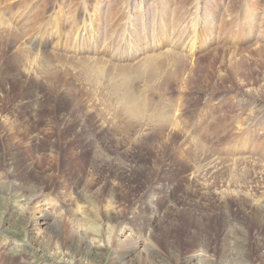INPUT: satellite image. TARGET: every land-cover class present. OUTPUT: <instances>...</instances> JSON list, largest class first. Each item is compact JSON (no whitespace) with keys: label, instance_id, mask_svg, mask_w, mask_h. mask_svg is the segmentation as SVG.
Listing matches in <instances>:
<instances>
[{"label":"rangeland","instance_id":"obj_1","mask_svg":"<svg viewBox=\"0 0 264 264\" xmlns=\"http://www.w3.org/2000/svg\"><path fill=\"white\" fill-rule=\"evenodd\" d=\"M6 1H0L3 15L16 27L20 43L26 47L27 51H33L34 55L30 65H26L24 59L17 55L21 59H18V68L25 70L29 76L13 84V89L8 86L13 93H0V114L4 115L5 112L11 110L20 111L17 109L19 108L17 104L29 86V77H37L40 79V84L37 96L32 95L33 98L30 96V103H33L31 105L36 109L33 116L34 122L29 125L30 127L22 128V131L17 130L18 124L21 126L23 124L21 120L25 119V115H22L21 119H17L8 127L6 126L4 130L7 135L0 134V149H2L0 151H2L3 158L6 159L5 157H8L6 155L8 153L7 146L18 144L21 150L19 157L23 164L22 168L30 167L33 170V179L40 181L41 177L44 180L43 189L46 193V203L44 201L38 204L35 216L30 219V223L38 224L37 222L43 221V212L41 213L38 209L42 206L43 209L48 207L51 214L49 222L51 223L55 222L57 214L62 215L67 212L65 220L70 224L74 215L72 211L75 212L76 209H79L78 216L81 221L89 223L92 227V231L90 229L92 233L90 232L91 234L87 238L96 247L89 259L90 262L85 263L71 261L67 263L65 253H62V256L51 252L46 253L48 251L29 238L28 230L27 232L26 230L14 231L17 230L20 220L25 221V217L21 218L19 214L25 211L24 201L26 198L22 200L14 196L13 192L9 193L11 191L5 190V194H0V264H4L6 260H15L12 264H124L131 259L135 260L133 261L135 264H138L141 259L138 254L141 253L145 256L147 250L153 251V249L156 253L151 260L155 264H180L184 260V254L185 257L200 254L210 263H217V257L212 255V249L204 252L200 251L198 247L195 248V243L200 240L199 236L193 233L194 227H196L194 224L196 212L193 210V206L196 202L191 203V207L177 210L176 223L169 222L174 217L171 206L176 204L174 198H178L181 194L189 195L190 193L192 195L195 191L197 194L201 192L199 195L200 197L203 195V198L199 207L203 211L205 210L204 217L210 219L209 225L212 230L209 234L218 244L223 238L221 216L220 213L213 211L217 208L211 206L214 200L211 203L210 197L213 195L216 197L218 195L216 193L219 191L216 202L218 209H222L228 201L229 209L239 214L236 221L242 219L239 225L243 223V228H247L248 212L245 213L239 207L235 196L229 195V191L225 189V181L223 183L220 180L226 174H232L237 166L239 171L236 169L235 172L245 171L246 178L250 180L245 190L248 199L260 202L264 210V0H32L19 21L15 19L10 10L6 9ZM60 11H64V14L61 15ZM96 14L98 15L95 16ZM124 14H131L136 25L143 27V35L144 27L147 26L143 20H148L149 38L151 39L149 41L144 35L146 37L145 51L137 52L136 56L135 54L132 56V48L127 50L125 46L128 41L126 35H119V28L124 23L116 25ZM161 14H165L166 21L169 23L166 27H162L164 21H157ZM193 14L199 15L195 32L190 30L189 24L183 22L187 15L190 17ZM223 21L224 29L221 30L220 26ZM156 22L158 24L154 28ZM136 25L130 26L134 28ZM158 26L162 28L163 41L166 44L177 38L174 43L184 48V43L186 44L189 40L187 38L195 37L197 32L203 33L204 30L207 31L205 34L207 38L210 37V41L206 42L207 44L204 43L203 46L199 45V48L192 52L188 51V55L191 53L189 60H186L181 65L182 67L177 69V72L173 71L174 57L172 56L162 59L156 67L147 68L144 72L132 74L129 69L120 70L118 78H121L122 90L128 97L125 102L128 107L134 105L137 109L142 124L137 126V130L143 135L140 141H133L132 137L124 132L125 130H116L114 127L115 129H112L114 134L109 133L110 135L108 134L104 138L105 141L107 140L105 142L101 137L105 136V130H108L106 128H109V123L103 130V125H99L98 121L101 119L100 117H104L102 115L104 113L101 111L106 106L104 105L101 109L98 103L102 98L96 99L93 91H97V95L104 94L105 87L113 79V66L133 62L136 57L139 58L148 52L149 49L146 48L148 41L152 46L156 44L154 34L157 32ZM187 26H189L188 29H186ZM184 39L186 42L183 41ZM17 42L13 43V50L20 44ZM163 48H155L154 51ZM6 52L3 41L0 39V65H5V63L7 65V58L11 57V54ZM128 53L130 61L121 57ZM14 54L16 53L14 52ZM133 57L134 59H132ZM100 59L105 61L97 63L96 60ZM44 68L49 69L45 74H43ZM191 71L192 74L189 73ZM72 74L75 75V79ZM186 78L188 80L187 87L185 85ZM88 86L96 88V90L89 89L92 91L91 95L88 94L90 91L86 90ZM69 88L73 91L71 92ZM58 96L62 98V105L58 102V111H63L62 113L68 117V120L61 119L58 111H54L55 118L53 124H50L47 120L50 117L51 103L57 98L55 106H58L57 101L61 99H58ZM209 106L212 107V111L210 110L205 123L197 132L200 141L205 145L204 151L207 154L209 152V158L205 157V152L201 153L200 149L192 146L191 143L187 146L188 144L181 140L176 143L170 142L167 135L169 134L167 129L169 120L167 121L165 115L171 113L177 118L186 133L194 134L196 125L202 117V111ZM111 113L114 114V111L111 110ZM233 115L236 116L232 117ZM220 119L224 121L212 126L211 139H208L206 127H209L214 120ZM239 119H242L239 122V125L242 123L239 130L243 127L242 132L251 130L254 133L251 139L246 142V151H242L240 141L243 140L239 141L235 135L236 128H230ZM227 120L229 121L226 122ZM4 122L7 124L9 119ZM216 130L220 134H217ZM16 131H19L18 134ZM100 132L105 134L101 135ZM82 140H88L90 143L86 151L80 150L79 146ZM165 140L166 142H164ZM34 142L35 145H33ZM51 142L55 145L53 148L54 157L49 155V150L43 148L44 145L50 146ZM128 146L130 147L127 148ZM222 151L225 153H221ZM194 153L195 155H193ZM240 154L241 157H239ZM257 155L259 158L261 157L260 160ZM131 156L132 158H129ZM133 156L136 157L133 158ZM134 160L135 163H133ZM204 160L205 162L213 160L217 163L219 161L221 167L215 170L212 176L205 172L208 170ZM244 160L248 161V164ZM234 165H236L235 168ZM212 170L213 168L210 171ZM194 174L197 176H195L196 178ZM206 177H209V181H205ZM38 181L37 184H39ZM195 183H198L197 188L194 187ZM77 186L87 189L84 192L86 194L84 200L87 203L83 204L82 208V202L76 195ZM207 188L209 191L206 190ZM109 189L112 190L113 195H107ZM2 190L0 185V191ZM171 190L175 195L174 198L170 197ZM27 191L31 193V189ZM220 193L225 199L221 198L223 196ZM77 202L81 205L80 208ZM14 204L16 205L15 214L9 217L14 210L11 209ZM113 205L115 206V215L117 218H121H118L119 220L112 219L110 223L106 214ZM178 206L182 208V203ZM191 208L193 212L190 210ZM121 209L123 211L126 209V212H122ZM35 221L37 222L35 223ZM150 221L155 223L151 225ZM96 222L97 225L102 226V230L100 228V232L98 231L99 234L93 230ZM41 223L42 227H46L47 224H43L45 222ZM107 225L110 228H107ZM256 226L260 227L259 222L254 226L250 225L248 234L252 254L258 257L263 248L255 245L258 234ZM230 228L236 238L240 229L235 219L232 220ZM252 229L253 233H251ZM226 232L228 231L226 230ZM117 235L118 237H116ZM110 237L114 240L112 247L108 244ZM126 242L139 243L137 252H134V256H132L134 259L130 256L125 259V262L119 261L120 259L114 260L111 257L114 249L124 247ZM97 249H103V251ZM232 252L236 254L237 248L233 247ZM248 261L246 260L245 263L254 264L253 261ZM127 263L132 264L131 262Z\"/></svg>","mask_w":264,"mask_h":264},{"label":"bare ground","instance_id":"obj_2","mask_svg":"<svg viewBox=\"0 0 264 264\" xmlns=\"http://www.w3.org/2000/svg\"><path fill=\"white\" fill-rule=\"evenodd\" d=\"M1 1V0H0ZM32 0H7L6 1V9L10 10L11 14L14 15L15 19L19 21L20 17L26 12V8H27V5L29 3H31ZM25 6V7H24ZM98 6V5H97ZM156 6V5H155ZM20 7V8H19ZM24 7V8H23ZM17 8V9H16ZM28 10V9H27ZM112 12V11H111ZM34 13V12H33ZM60 14L63 15L64 14V11H60ZM29 15V14H28ZM93 15V14H92ZM98 14H96L95 16H97ZM198 16L197 14H193V16H186L183 20V22H186L187 24L190 25V30L195 32L197 31V26H198ZM201 16V15H200ZM159 19H157V21L161 22V21H164V25L163 26H168L169 23H167L166 21V16L165 14H161L158 16ZM128 18H129V22H128ZM150 18V17H149ZM168 19V17H167ZM201 20V18H200ZM131 21V23H130ZM144 24L147 25L146 27H144V35L149 39V36H150V29L148 28V23H147V19H144ZM154 21V20H153ZM17 22V21H16ZM123 22L124 25H122L120 28H119V35H126V40L127 43H126V48L127 50L129 48H132V56H136V53L137 52H141V51H145V36L143 35V27H139L136 25V22L133 20V16H131V14H124L123 17L121 18V20L116 24L117 26ZM126 22V23H125ZM128 22V25L126 26ZM22 23V22H21ZM20 23V24H21ZM224 21L221 22V30L224 29ZM158 22L155 23V26L154 28L157 26ZM203 24V23H202ZM130 25H136L134 28L131 27ZM142 25V24H141ZM160 26V25H159ZM158 26V30L156 32V34H154V37H155V45L152 46L148 41V45H146L147 47V50L148 52H146L145 54H143L141 57L137 58L135 60H133V62H128V63H125V64H121V65H115L113 66V69H114V74H113V79L109 82V84L105 87L104 89V94L102 93L101 95H97V91H93L94 93V96L96 99H100L102 98L101 102L98 103L101 107V109H103V106L105 105L106 107L104 108V110H102L101 112H103L104 114H102L104 117H99L101 118L98 122H100L99 125H103L101 128L104 130L106 128V124L109 123V128H106L108 130H105V133H101V135H104V137H101L103 138V140L105 141V137L109 134V133H113L114 134V130L112 131V129L115 127L116 130L118 129H123L125 130L124 132L126 134H128L129 136H131L133 139V141H137L139 140L140 141V138L141 136L143 135L140 131L137 130V126L138 125H142L141 122H140V119H139V114H138V111L137 109L134 107V105L128 107L127 106V103L125 102V99H127L128 97L124 95V92L122 90V81H121V78H118V74L120 73V70L122 69H129L130 72L132 74H135V73H139L140 71L141 72H144L147 68H154L157 66V64L162 60V59H165V58H168L170 56L174 57V61L172 63V67H173V71L174 72H177L179 69V67H182L181 65L183 63H185L186 60H189V55L191 54H187L188 51L189 52H192L194 49H197L199 48V45H204V43H208L210 41V37L207 38L206 37V32L204 30L203 33H200L197 32V35L195 37H190V38H187L189 39L188 42H186V39H184L183 41L186 42V44L184 43L185 47L183 48L182 46H177L174 42L177 40V38L175 40H170L171 42H168V44H166V42L163 41V31H162V28ZM151 28V27H150ZM189 26L186 27V29H188ZM98 29V28H97ZM202 29V28H201ZM187 31V30H185ZM199 33V34H198ZM18 33H17V30H16V27H14L9 21L8 19L3 15L2 13V9L0 7V39L3 41V47H4V50H7V54H11V57L7 58V65L5 63V65H0V93L2 92L3 94L7 93L9 94L10 92L13 93L12 91V86L13 84H16L17 82H20L22 80V78L24 77H27L29 75H27V73L25 72V70H22V69H19L18 66H17V63H18V59H20L17 55H19L21 58L24 59V61L26 62V65H30L32 62H31V58L32 56L34 55L33 51H27L26 47L20 43L21 41L18 40ZM169 37V36H168ZM202 37V38H201ZM18 40V42H17ZM159 40V41H158ZM213 40V39H212ZM20 43L19 45L15 46V49L13 50L14 48V44L13 43ZM206 43V44H207ZM111 45V44H110ZM46 46V45H44ZM164 47V48H163ZM190 47V48H189ZM157 48H163V49H160V50H157V51H154V49ZM220 48V47H219ZM108 49V48H107ZM125 49V48H124ZM13 50V51H12ZM258 51V50H257ZM14 52L16 54H14ZM35 53H38V52H35ZM104 53V52H103ZM128 55V56H127ZM126 56L124 55H121V57H125L126 59L129 60L130 58V55L129 53L127 54ZM62 56V55H60ZM59 57V56H58ZM98 59V58H97ZM125 59V60H126ZM134 59V57L132 58ZM21 60V59H20ZM104 59H100V60H96L97 63L100 62L102 63ZM121 60V59H120ZM124 60V59H123ZM105 61V60H104ZM122 61V60H121ZM120 61V62H121ZM130 61V60H129ZM127 62V61H126ZM120 64V63H119ZM181 69V68H180ZM48 68H44L43 70V74L47 73L48 72ZM183 71V70H182ZM190 74H192V71L189 72ZM70 76H71V73H69ZM73 75V74H72ZM74 76V79L76 78L75 75ZM192 76V75H191ZM195 77V76H194ZM73 78V77H72ZM188 78V77H187ZM187 78L185 79V85L186 87L188 86V80ZM30 80L29 82V86L28 88H26L25 92H24V95H23V98L21 100H19L18 104L19 105V108H17L18 110L20 109V111H7V113L5 112V114L1 115L3 117L0 116V134L1 135H4L5 136L7 135V132L6 130H4L6 128V126L8 127V125H12L17 119H21V116L22 115H25V119L21 120L23 123L21 126L18 124L17 126V130L19 129V131H22V128H28L30 127L29 125L34 122V110H36L33 105V103H30V96H34L38 94V90H39V84H40V79H38L37 77H29L28 78ZM27 79V80H28ZM73 79V80H74ZM125 79V77H124ZM26 80V79H24ZM28 80V81H29ZM77 80V79H76ZM134 80V79H133ZM72 81V80H71ZM67 84V83H66ZM72 84H73V81H72ZM75 84V82H74ZM8 86H10L11 88H8ZM67 88V87H66ZM71 88L72 85H71ZM70 89V88H69ZM91 89V90H96V88L94 87H91V86H88L87 87V92L88 90ZM67 91V90H66ZM71 91V89H70ZM73 91V90H72ZM71 91V92H72ZM85 91V90H84ZM90 91V90H89ZM68 92V91H67ZM86 92V93H87ZM58 93V92H57ZM84 93V92H83ZM92 91H90V94L91 95ZM81 95V94H80ZM103 95V97H102ZM32 96V98H33ZM60 96V95H59ZM58 96V99L61 98ZM84 96V95H83ZM95 98H92V99H95ZM243 98V97H242ZM57 99V98H56ZM55 99V101H56ZM244 99V98H243ZM18 100V99H17ZM33 100V99H32ZM31 100V101H32ZM53 100V99H52ZM241 100V99H240ZM16 101V100H15ZM55 101H52L51 103V107H50V113H49V120H47V122H49L50 124L53 122L54 120V111L57 112L58 111V108H59V103L62 105V98L59 99V101H57V105L58 106H55ZM91 101V100H90ZM231 101V100H230ZM249 101V100H248ZM14 102V101H13ZM51 102V101H50ZM96 103V102H95ZM246 103V102H245ZM12 104V103H11ZM233 104V103H232ZM242 104V103H241ZM244 104V103H243ZM248 104V103H247ZM37 105V104H36ZM239 105V104H238ZM244 106V105H243ZM36 107V106H35ZM16 109V110H17ZM75 109V107H74ZM96 109V108H95ZM100 109V110H101ZM243 109V108H242ZM257 109V108H256ZM264 109V108H263ZM111 110L114 111V114L111 113ZM210 110L212 111V107L209 106L208 108H205L203 111H202V117L199 121V123L196 125V132L194 134H188L186 133L182 127L180 126L179 124V121L177 120V118H175L174 116H172V114L168 113L169 115H165V117L167 118V121L169 120V126H168V130H169V134L168 137L170 139V142H180L179 140H181L182 142H186V144H188L187 146H189V144L191 143L192 146L194 147H197L198 149H200L199 151L201 153L205 152L204 151V143H202L200 141V137L199 135L197 134L198 130H200L202 128V125L205 123L206 121V116H208V114H210ZM261 110V109H260ZM1 111V110H0ZM60 111V110H59ZM57 112L58 115H60L59 117L61 119H64V120H68V117L62 113V112ZM263 111V110H262ZM85 112V111H84ZM100 112V111H99ZM100 112V113H101ZM250 112V111H249ZM248 112V113H249ZM258 112V111H257ZM1 113V112H0ZM75 113V112H74ZM97 115V114H96ZM101 115V114H100ZM56 116V115H55ZM236 115H233L232 117H235ZM260 116V115H259ZM255 117V116H254ZM226 118V117H225ZM223 118V119H225ZM229 118L231 119V117L229 116ZM241 118V117H240ZM249 118V117H248ZM6 119H9V122L7 124H5L4 120ZM223 119H220V120H214L212 122V124L209 126V127H206V133L208 134V139L210 138L211 139V136H210V131L212 132V126H214L215 124L221 122ZM96 120V119H95ZM242 119H239L238 122H236L235 124H233L230 128H236V133L235 135L238 137L239 141L240 140H243V141H240L241 142V146H242V151H246L247 149L245 147L246 145V142L248 139H251V137L253 136L254 133H252L253 131L251 130H248V131H243L242 132V129L243 127L240 128L239 130V126L242 125V123L239 125V122H241ZM19 121V120H18ZM65 121V122H66ZM224 121V120H223ZM229 120H227L226 122H228ZM63 122V121H62ZM97 122V123H98ZM225 122V123H226ZM96 123V122H95ZM94 123V124H95ZM224 123V124H225ZM53 124V123H52ZM244 124V123H243ZM247 124V123H246ZM99 127V126H98ZM112 127V128H111ZM114 128V129H115ZM215 128V127H214ZM213 128V130H215ZM218 128V127H216ZM229 128V130L231 131V129ZM101 129V130H102ZM232 129V130H233ZM100 130V129H99ZM115 130V131H116ZM14 131V130H13ZM19 131H16V134H18ZM251 131V132H250ZM103 132V131H102ZM217 134H220L219 131H215ZM232 132V131H231ZM15 133V132H14ZM21 133V132H20ZM182 133V134H180ZM75 134V133H74ZM179 134H180V137H179ZM230 134V133H229ZM110 135V134H109ZM127 135V136H128ZM166 135V134H165ZM234 135V134H233ZM9 136V135H8ZM112 136V135H111ZM81 137V136H80ZM113 137V136H112ZM134 137V138H133ZM167 137V136H166ZM8 138V137H7ZM10 138V137H9ZM99 138V137H98ZM129 138V137H128ZM218 138V137H216ZM234 138V137H233ZM109 139V138H108ZM126 139V138H125ZM207 139V140H208ZM92 140V139H91ZM97 140V138H96ZM118 140V138H117ZM130 140V139H129ZM128 140V142H129ZM167 140V139H166ZM166 140L164 142H166ZM10 141V140H9ZM107 141V140H106ZM105 141V142H106ZM127 141V140H126ZM138 141V142H139ZM104 142V143H105ZM110 142V141H109ZM131 142V141H130ZM169 142V143H170ZM101 143V142H100ZM127 144V142H125ZM132 143H135V142H132ZM131 143V145H132ZM232 143V142H231ZM89 141L88 140H82L80 142V150L81 151H86L88 148H89ZM136 144V143H135ZM165 144V143H164ZM185 144V143H184ZM33 145H35V142L33 143ZM107 145V144H106ZM129 145V144H127ZM8 153L6 154L8 157H5L6 159L3 158V155H2V151H0V185L1 187L3 188L2 191H0V194H5L6 191L5 190H8V191H11L9 193H14V196L18 197V198H21L22 200H24L26 198V201H24V206L25 207V211H22L19 215L21 218L25 217V221H19V224L17 226V230H14V231H21V230H27L29 231L30 233V236L29 238L32 239L36 244H39L40 246H42L43 249H45L46 253H52V254H55V255H61L62 253H65V256H66V261H68L67 263H70L71 262H90V257L92 255V252L94 250V247L95 244L89 240L87 237L89 236V234H91L92 232V227H90L89 223H85L83 221H81L80 217L78 216L79 214V209H76V211H72L74 213L73 217L71 218V221H70V224H68V222L65 220V218L67 219V212H65L64 214L62 215H59L57 214L56 212V218H55V222L54 223H51L49 222V217H50V212L48 211V207H45L44 209L42 207L38 208L40 209L41 213L43 212V221L41 222H45L43 224H47L46 227H42L43 225H41L42 223L41 222H37L35 221V223L37 222L38 224H33V223H30V219L32 217L35 216V210H37V207L39 206L38 204H41V202H44L46 203V193L45 190L43 189L45 183H44V180L40 177L39 180H35V178L33 179V175H32V172L33 170L30 168V167H24L22 168L21 165L22 162H21V158L19 157V153H21V150H20V146L17 144V145H14L12 146V144H9L8 146ZM55 145L53 142H51V145L48 146V145H44L43 148L44 150H49V155L52 157H54V148ZM78 147V148H79ZM130 146H128L127 148H129ZM185 147V146H184ZM191 147V145H190ZM207 147V146H206ZM239 147V146H238ZM1 148V146H0ZM131 148H133L131 146ZM130 148V149H131ZM193 148V147H192ZM196 148V149H197ZM171 149V148H170ZM195 149V150H196ZM207 149V148H206ZM225 149V148H224ZM223 149V150H224ZM240 150V147L238 148ZM2 150V149H0ZM106 150V149H104ZM129 150V149H128ZM127 150V151H128ZM134 150V149H132ZM191 150V149H190ZM131 151V150H130ZM193 151V150H191ZM197 151V150H196ZM195 151V152H196ZM5 153V152H4ZM134 153V151H133ZM131 153V154H133ZM206 153V152H205ZM221 153H225V151H222ZM239 153V152H238ZM244 153V152H243ZM95 154V153H94ZM129 154V153H128ZM127 155V154H126ZM136 155V154H135ZM195 155V153L193 154ZM229 155V154H228ZM252 155V154H250ZM205 156V155H203ZM209 152L208 154L206 153V158H209ZM233 156V155H232ZM246 156V155H245ZM258 156V155H257ZM256 156V157H257ZM261 156V155H260ZM263 156V154H262ZM93 157V156H92ZM126 157V156H124ZM136 157V156H135ZM133 156V158H135ZM139 157V156H138ZM227 157V156H226ZM229 157V156H228ZM241 157V154L240 156ZM238 157V158H239ZM244 157V156H243ZM247 157V156H246ZM127 158V157H126ZM129 158H132L129 157ZM197 158V156H196ZM248 158V157H247ZM251 158V156H250ZM259 158V156H258ZM261 158V157H260ZM259 158V160H260ZM263 158V157H262ZM244 159V158H243ZM249 159V158H248ZM7 160V161H5ZM93 160V159H92ZM91 160V161H92ZM133 160V159H132ZM95 161V159H94ZM218 161V160H217ZM241 161H242V158H241ZM253 161V160H251ZM255 161H257V158H255ZM262 161V159H261ZM125 162V161H124ZM133 162V161H131ZM195 162V161H194ZM205 162V160H204ZM244 162H246L244 160ZM248 162V161H247ZM246 162V164H248ZM263 162V161H262ZM126 163L127 160H126ZM135 163V160L134 162ZM254 163V162H253ZM130 164V163H129ZM206 164V168L208 171L205 170L206 173H210L212 176L214 174V171L219 169L221 166H220V162L218 161L215 162L213 160H207V162H205ZM237 164V163H236ZM244 164V165H246ZM256 165V163H254ZM253 164V166H254ZM260 164H263L260 162ZM119 165V164H118ZM132 165V163H131ZM243 165V164H242ZM259 165V164H258ZM202 166V165H201ZM200 166V167H201ZM229 167L231 166L230 163L228 165ZM236 165H234V168H235ZM252 166V167H253ZM260 166V165H259ZM264 166V165H263ZM118 167V166H117ZM125 167V166H124ZM127 167V165H126ZM129 167V166H128ZM195 167V166H194ZM204 167V166H203ZM248 168V166H246ZM245 167V168H246ZM256 167V166H255ZM254 167V168H255ZM262 167V165H261ZM134 168V167H133ZM196 168H199V167H196ZM211 168H213L212 171ZM233 168V167H232ZM239 168V167H238ZM237 166H236V169H238ZM243 168V167H242ZM263 168V167H262ZM121 169L123 170V168L121 167ZM120 169V171H121ZM125 169V168H124ZM127 169V168H126ZM235 169V171H236ZM138 170V169H137ZM204 170V169H203ZM256 170V169H255ZM119 171V172H120ZM133 171V170H131ZM233 171L232 174H226L225 176L223 174H221L223 177V179L220 178V180L225 181V189L229 191V195H234L236 200L238 201L239 203V207L246 213L248 212V220L249 222L247 223L248 226L247 228L244 227L243 228V223L242 225H239L241 220L240 221H236L237 220V217H239V214L237 212H234L232 210L229 209V206L228 205L229 203H227L228 201H226V205L222 208V209H218V206L216 204L218 198L217 196L219 197V191L218 193H216V197L211 196L210 197V202L214 200L213 204H211V206L213 205L214 209L216 210H213L214 212L216 213H220V216H221V230L223 231V238L221 239V241L217 244L214 242V239L213 237L209 234V232L212 230L210 229V219L208 220V218H205L204 216V213H205V210L203 211V209L201 207H199V204L202 202V198H203V195L202 197H200V193L197 194V191H195V193L193 192V194L191 195L189 193L188 194H181L178 198L175 197V195L173 194V190L170 191V197L174 198V200L176 201V204L174 203L171 207H172V211L174 212V217H172V219L169 220V222H175L176 223V219H177V210L179 209H186L188 207H191V203L193 202H196L195 205L193 206V210L196 212V216H195V226L194 227L195 229L193 230L194 232L193 233H196L200 240L197 241V243H195V248H199L200 251H204V252H207L209 249H212V255L214 257H217V263L215 264H247L245 263L246 260H249L250 262L253 261L254 264H258L260 262V264H262V262H264V210L261 206V203L260 202H256L255 200H250L248 199L247 197V193H246V188L248 186V182H250V180H248L246 178V172L245 171H240L239 173ZM239 171V169H238ZM198 172V171H197ZM264 172V171H263ZM122 173V171H121ZM193 173V171H192ZM195 173V172H194ZM200 173V172H199ZM204 173V172H203ZM248 173V172H247ZM252 173V172H251ZM250 173V175H251ZM129 174V173H128ZM121 175V174H120ZM203 175V174H202ZM208 175V174H206ZM209 175V176H211ZM258 175V174H257ZM183 176V174H182ZM196 175L194 174V177ZM252 176V175H251ZM262 176V175H261ZM134 177V176H133ZM197 177V176H196ZM195 177V178H196ZM215 177V175H214ZM221 177V176H219ZM114 178V177H113ZM118 178V177H117ZM202 179V177H200ZM209 177H206L205 181H209L208 179ZM116 179V178H115ZM114 179V180H115ZM128 179V178H127ZM212 179H214L212 177ZM257 179V178H256ZM211 180V178H210ZM253 180V179H252ZM37 181L39 182V184H37ZM197 181V180H196ZM201 181V180H200ZM199 181V182H200ZM202 181H204L202 179ZM212 181V180H211ZM215 181V180H214ZM221 181V182H222ZM91 182V181H90ZM135 182V181H134ZM89 183V182H88ZM213 183V182H212ZM211 183V184H212ZM41 184V185H40ZM77 184V183H76ZM92 184V183H91ZM201 184V183H199ZM75 185V184H74ZM197 188L196 185H198V183H195L194 184ZM205 185V183H204ZM213 185V184H212ZM79 186V185H78ZM76 189L77 190V197L79 199L80 202H82V206L79 205V202L78 205H79V208L81 206V208L84 206L83 204H86L87 202L84 200V198L86 197V194L84 193L87 189L83 188L81 189V187H78ZM207 186V184H206ZM209 186V185H208ZM211 187V186H210ZM224 188V187H223ZM31 189V193H29L27 190H30ZM89 189V188H88ZM195 189V188H193ZM200 189V188H199ZM204 189V188H202ZM70 190H71V187H70ZM74 190V189H73ZM206 190L209 191V188H207ZM224 190V189H223ZM114 191V190H113ZM175 191V190H174ZM185 191V190H184ZM207 191V192H208ZM187 192V191H186ZM225 193V190L223 191ZM221 192V193H223ZM185 193V192H184ZM214 193V192H213ZM220 193V194H221ZM8 194V192H7ZM113 195V192L111 189L108 190L107 192V195L110 196ZM228 194V193H227ZM210 195V193H209ZM222 195V194H221ZM75 196V195H73ZM115 196V195H114ZM168 196V195H167ZM205 196V195H204ZM223 196V195H222ZM228 196V195H227ZM112 197V196H111ZM217 198V199H216ZM221 198H224L221 197ZM77 199V200H78ZM118 199V198H117ZM225 199V198H224ZM9 200V199H8ZM171 200V199H170ZM108 201V200H107ZM106 201V203H107ZM110 201V199H109ZM173 201V200H172ZM23 202V201H22ZM134 202V201H133ZM204 202V201H203ZM207 202V201H205ZM209 202V200H208ZM219 202V201H218ZM225 202V200H224ZM69 203V202H68ZM182 203V208H179L178 204L180 205ZM212 203V202H211ZM237 203V204H238ZM67 204V203H66ZM109 204V203H107ZM203 204V203H202ZM47 205L49 206V204L47 203ZM51 205V204H50ZM53 205V204H52ZM77 205V204H76ZM75 205V206H76ZM210 205V204H209ZM222 205V204H221ZM71 206V205H70ZM198 206V207H197ZM205 206V205H204ZM50 207V206H49ZM66 207V206H65ZM73 207V206H72ZM108 207V205H107ZM115 206L113 205L110 209L107 210V219L108 221L110 220H119L117 218V215H115L114 211H115ZM126 207V206H125ZM138 207V206H137ZM209 207V206H208ZM222 207V206H220ZM238 207V208H239ZM16 208V205L14 204V207H12L11 209H14ZM69 208V206H68ZM74 208V207H73ZM78 208V207H77ZM104 208V206H103ZM237 208V209H238ZM117 209V208H116ZM132 209V208H131ZM134 209V208H133ZM167 209V208H166ZM170 209V208H169ZM168 209V210H169ZM210 209V208H209ZM213 209V208H212ZM72 210V209H71ZM70 210V211H71ZM74 210V209H73ZM122 210V209H121ZM126 210V209H125ZM123 211L122 212H126V211ZM151 210V209H150ZM176 210V211H175ZM192 210V208L190 209ZM192 210V212H193ZM39 211V210H38ZM65 211V210H64ZM63 211V212H64ZM119 211H120V208H119ZM131 211V210H130ZM134 211V210H133ZM212 211V212H213ZM157 212V211H156ZM182 212V211H181ZM194 212V213H195ZM211 212V211H210ZM239 212V211H238ZM243 212V213H244ZM31 213V214H30ZM105 213V212H104ZM15 214V209L12 211V213L9 215V217H12L13 215ZM127 214V213H125ZM171 214V213H170ZM189 214V213H188ZM122 215V214H121ZM132 215V214H131ZM150 215V214H148ZM219 215V214H218ZM70 216V215H69ZM68 216V217H69ZM145 216V215H143ZM180 216V215H179ZM244 216V215H243ZM149 217V216H148ZM160 217V216H159ZM216 217V216H215ZM6 218V217H5ZM70 218V217H69ZM150 218V217H149ZM169 218V217H168ZM217 218V217H216ZM246 218V216H245ZM235 219V222L237 223L238 225V228L240 229L236 238L234 237L233 235V232L231 231V228H230V225H231V222L232 220ZM66 222H65V221ZM106 220V219H105ZM153 220V219H152ZM157 220V219H156ZM218 220V219H217ZM247 220V219H246ZM259 220V221H258ZM10 221V220H9ZM112 221H110L111 223ZM132 222V221H131ZM157 222V221H156ZM247 222V221H246ZM257 222H259L260 224V227L256 226L258 228L257 230V235H256V247H262V251L259 253V256L258 257H255L253 254H252V247H251V244H250V237H249V234L248 232L250 231L249 230V227L250 225H253L256 224ZM121 223V222H120ZM149 223L154 224L155 222L154 221H150ZM192 223V222H191ZM115 224V223H114ZM131 224V223H130ZM145 224V223H144ZM92 225H93V222H92ZM103 225V224H102ZM111 225V224H110ZM258 225V224H257ZM97 226V227H96ZM134 226V225H133ZM173 226V225H172ZM95 229H93L96 233H98V231L100 232V228L102 226L100 225H97V222L95 223ZM107 228H110L109 225L106 226ZM255 227V228H256ZM113 228V227H111ZM154 228V227H152ZM251 228V227H250ZM256 228V229H257ZM91 229V231H90ZM121 229V228H120ZM151 229V228H150ZM102 230V228H101ZM116 230V229H115ZM226 230L228 232H226ZM249 230V231H248ZM190 231V229H189ZM253 229H252V232L253 233ZM91 232V233H90ZM111 232H112V229H111ZM124 232V231H123ZM122 232V234H123ZM157 232V231H156ZM187 232V231H186ZM190 233V232H189ZM211 233V232H210ZM221 233V231H220ZM94 234V233H93ZM99 234V233H98ZM119 234V233H118ZM26 235V234H25ZM116 235V234H115ZM155 235V234H154ZM161 235V234H160ZM213 235V233H212ZM111 236V235H110ZM118 237V235L116 236ZM120 237V236H119ZM188 237V236H187ZM253 238V237H252ZM99 239V238H98ZM116 239V238H115ZM128 239V238H127ZM169 239V238H168ZM136 240V239H135ZM157 240V239H156ZM112 242H114L113 238L111 239L110 237V240L108 241V244L111 245V247L113 246L112 245ZM120 242V241H118ZM124 242V241H122ZM154 242V241H153ZM156 242V241H155ZM154 242V243H155ZM158 242V241H157ZM173 242V241H172ZM159 243V242H158ZM115 244V243H114ZM173 244V243H172ZM14 245V244H13ZM139 243H128L126 242L125 246L124 247H117L114 249L111 257L114 258V260L116 259H120L119 261H123L125 262V259H127L128 257H132L134 256V252H137L136 249L138 247ZM177 246V245H176ZM235 247L237 248V252L236 254H233L232 252V248ZM39 249V248H38ZM97 250H101L103 251V249H97ZM171 250V249H170ZM195 250V249H194ZM193 250V251H194ZM95 251V250H94ZM145 251V250H144ZM198 251V250H197ZM143 252V251H142ZM155 250L153 249L152 250H147L146 251V254L145 256L141 253L138 254V256H140V263L138 262V264H155L154 262H152L151 258H153L154 254H155ZM172 253V252H170ZM184 253V252H183ZM174 254V253H173ZM172 254V255H173ZM62 256V255H61ZM136 256V255H135ZM134 259V257H132ZM136 258V257H135ZM257 258V259H256ZM137 259V258H136ZM56 260V259H55ZM102 260V259H101ZM135 260H128L126 261L124 264H128L127 262H131L132 264H135V262H133ZM175 261V260H173ZM179 261V259H178ZM248 261V262H249ZM11 264L13 262H15V260H6L4 264ZM174 263V262H173ZM178 263V262H177ZM80 264V263H79ZM123 264V263H122ZM180 264H212L210 263L206 258H202V256L199 254H196V255H191L189 257H185V254H184V260L180 263Z\"/></svg>","mask_w":264,"mask_h":264}]
</instances>
